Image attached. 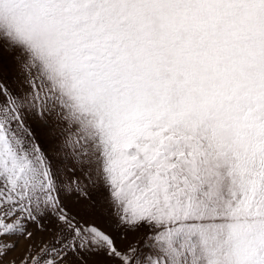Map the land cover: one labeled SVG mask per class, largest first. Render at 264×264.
Instances as JSON below:
<instances>
[{
	"label": "snow or ice",
	"instance_id": "6c2138e0",
	"mask_svg": "<svg viewBox=\"0 0 264 264\" xmlns=\"http://www.w3.org/2000/svg\"><path fill=\"white\" fill-rule=\"evenodd\" d=\"M0 264H264V0H0Z\"/></svg>",
	"mask_w": 264,
	"mask_h": 264
},
{
	"label": "rangeland",
	"instance_id": "374dc122",
	"mask_svg": "<svg viewBox=\"0 0 264 264\" xmlns=\"http://www.w3.org/2000/svg\"><path fill=\"white\" fill-rule=\"evenodd\" d=\"M74 129H71V128H68V129H66V131H65V135H67V136H69V137H71L73 140L75 139V136H74ZM40 239V236H39V234L37 235V237H36V240H39ZM45 239H46V237H45ZM34 241H27V240H21V242H20V245H19V249H18V255H20V254H23V252H24V250H25V248L29 245V244H31V243H33Z\"/></svg>",
	"mask_w": 264,
	"mask_h": 264
}]
</instances>
